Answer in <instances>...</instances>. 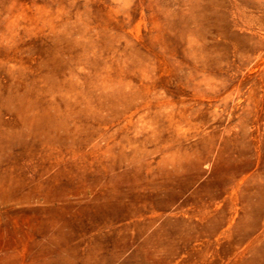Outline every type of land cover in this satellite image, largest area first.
Returning <instances> with one entry per match:
<instances>
[{
	"label": "rangeland",
	"instance_id": "1",
	"mask_svg": "<svg viewBox=\"0 0 264 264\" xmlns=\"http://www.w3.org/2000/svg\"><path fill=\"white\" fill-rule=\"evenodd\" d=\"M0 264H264V0H0Z\"/></svg>",
	"mask_w": 264,
	"mask_h": 264
}]
</instances>
